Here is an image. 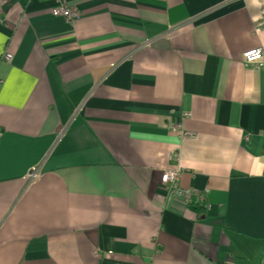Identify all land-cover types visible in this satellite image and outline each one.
Instances as JSON below:
<instances>
[{"label": "crops", "instance_id": "1", "mask_svg": "<svg viewBox=\"0 0 264 264\" xmlns=\"http://www.w3.org/2000/svg\"><path fill=\"white\" fill-rule=\"evenodd\" d=\"M60 1L0 0V264H264V0Z\"/></svg>", "mask_w": 264, "mask_h": 264}, {"label": "built area", "instance_id": "2", "mask_svg": "<svg viewBox=\"0 0 264 264\" xmlns=\"http://www.w3.org/2000/svg\"><path fill=\"white\" fill-rule=\"evenodd\" d=\"M55 6L52 7L51 9V15L54 17H61L64 20H66L69 23L74 22L75 20L78 19L80 12L71 6H68L64 3H62L60 0H55ZM261 27L264 28V16L261 19ZM260 28H257L256 32L259 31ZM264 57L263 50L260 47H256L253 49H249L242 54V60L245 65H253L259 61H261ZM11 57L8 55L4 56L5 61H10ZM187 116V115H186ZM174 131H180L181 132V123L180 121L176 122L172 128ZM181 134L183 135H189L187 133L182 132ZM171 159H173V162H175L176 166L173 168H170L166 170L162 176H161V185L163 188L168 192L169 195L172 196H178V197H183L186 200H189V195L190 191L188 190H183L178 187V181L179 177L182 172L181 166L178 164L179 163V156L178 154H174ZM38 170L33 169L28 178L29 181L36 180L38 178Z\"/></svg>", "mask_w": 264, "mask_h": 264}, {"label": "trees", "instance_id": "3", "mask_svg": "<svg viewBox=\"0 0 264 264\" xmlns=\"http://www.w3.org/2000/svg\"><path fill=\"white\" fill-rule=\"evenodd\" d=\"M200 208H201V207L199 206V207L197 208V211L202 209V208H201V209H200Z\"/></svg>", "mask_w": 264, "mask_h": 264}, {"label": "rangeland", "instance_id": "4", "mask_svg": "<svg viewBox=\"0 0 264 264\" xmlns=\"http://www.w3.org/2000/svg\"><path fill=\"white\" fill-rule=\"evenodd\" d=\"M80 12V11H79ZM244 63V62H243ZM256 64V63H255ZM254 65V64H253ZM162 186V185H161ZM163 187V186H162Z\"/></svg>", "mask_w": 264, "mask_h": 264}]
</instances>
